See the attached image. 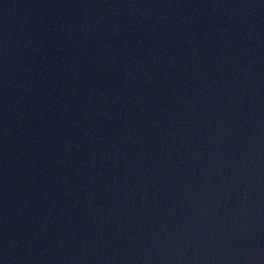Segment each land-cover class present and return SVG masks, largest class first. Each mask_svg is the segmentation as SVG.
Listing matches in <instances>:
<instances>
[{
  "label": "water",
  "instance_id": "water-1",
  "mask_svg": "<svg viewBox=\"0 0 264 264\" xmlns=\"http://www.w3.org/2000/svg\"><path fill=\"white\" fill-rule=\"evenodd\" d=\"M0 264H264V0H0Z\"/></svg>",
  "mask_w": 264,
  "mask_h": 264
}]
</instances>
